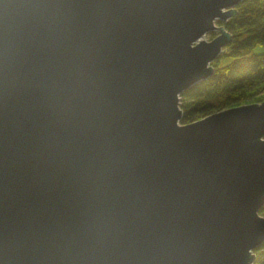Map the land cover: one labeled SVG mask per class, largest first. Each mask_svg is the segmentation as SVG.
I'll list each match as a JSON object with an SVG mask.
<instances>
[{
  "label": "water",
  "instance_id": "water-1",
  "mask_svg": "<svg viewBox=\"0 0 264 264\" xmlns=\"http://www.w3.org/2000/svg\"><path fill=\"white\" fill-rule=\"evenodd\" d=\"M242 1L0 0V264L254 263L264 102L180 124Z\"/></svg>",
  "mask_w": 264,
  "mask_h": 264
},
{
  "label": "trees",
  "instance_id": "trees-1",
  "mask_svg": "<svg viewBox=\"0 0 264 264\" xmlns=\"http://www.w3.org/2000/svg\"><path fill=\"white\" fill-rule=\"evenodd\" d=\"M227 21L218 20L232 35L231 43L212 62L215 71L180 95L181 124L228 109L264 102V0H244ZM264 216V208L260 211ZM254 264H264V243L253 251Z\"/></svg>",
  "mask_w": 264,
  "mask_h": 264
},
{
  "label": "rangeland",
  "instance_id": "rangeland-1",
  "mask_svg": "<svg viewBox=\"0 0 264 264\" xmlns=\"http://www.w3.org/2000/svg\"><path fill=\"white\" fill-rule=\"evenodd\" d=\"M218 34H219V31H212V32L207 33L206 35H204L202 40L212 41ZM255 52L256 53H264V46L263 45H259L258 47H256Z\"/></svg>",
  "mask_w": 264,
  "mask_h": 264
}]
</instances>
